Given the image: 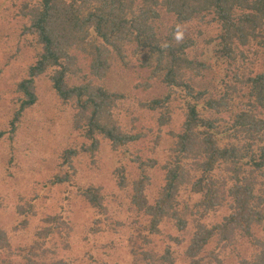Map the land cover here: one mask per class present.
<instances>
[{
    "label": "trees",
    "instance_id": "1",
    "mask_svg": "<svg viewBox=\"0 0 264 264\" xmlns=\"http://www.w3.org/2000/svg\"><path fill=\"white\" fill-rule=\"evenodd\" d=\"M12 2L14 15L23 21L20 35L33 49L34 61L26 77L16 83L11 116L0 129V139H15L25 111L38 101L36 80L43 77L59 102L72 110L71 128L84 141L65 148L54 174L41 183L42 190L59 186L61 198L58 212L42 218L32 242L12 249L9 232L0 227V264H67L59 257L57 243L61 239L63 250L68 248L70 206L79 199L95 212L92 232L103 231L102 223L117 233L122 226L134 247L139 237L148 245L153 236L163 234L166 225L177 232L167 235L169 242L161 254L152 246L131 253L139 263L174 264L172 245L183 242L188 264H225L220 247H232L237 236L255 250L237 264H264V0ZM164 13L173 16L172 24L165 25ZM207 15L218 25L221 56L239 64L240 70L222 90L195 82L208 66L190 54L195 39L181 28ZM253 46L254 54L263 52V68L258 72L246 69ZM131 57L149 71L150 79L166 88L163 95L137 100L132 110L123 108L125 93L103 83L116 63L127 65ZM81 59L87 60L84 65ZM139 109L154 112L158 128L172 121L175 109L182 115L179 130L170 133L161 164L131 149L145 134L124 125L120 114ZM103 143L115 153V185L127 193L129 209L139 216L125 225L109 223L106 201L110 194L79 180L74 165L80 152L93 155ZM158 165L162 184L150 201L149 170ZM38 198L18 202L19 221L14 229L29 226L37 215ZM220 208H226L222 219L206 222ZM254 226L262 237L253 232ZM182 231H188L184 240L178 234ZM212 241L218 251L208 248Z\"/></svg>",
    "mask_w": 264,
    "mask_h": 264
},
{
    "label": "rangeland",
    "instance_id": "2",
    "mask_svg": "<svg viewBox=\"0 0 264 264\" xmlns=\"http://www.w3.org/2000/svg\"><path fill=\"white\" fill-rule=\"evenodd\" d=\"M12 1L0 0V129L5 128L11 116L16 83L26 77L27 68L34 61L33 49L20 35L23 21L14 15L15 7ZM21 1L18 0V3ZM163 15L165 25L173 23V16L165 13ZM211 18L212 15H207L202 20L198 17L182 24L181 28L185 34L195 39L190 54L208 66L203 76L195 82L211 90H222L225 83L232 80L233 74L239 69V64L230 63L221 56L217 44L218 25L211 21ZM255 49L257 50L253 46L249 53L251 57L247 58L246 69L258 72L263 68V52L260 50L258 54H254ZM81 61L83 64L87 60ZM137 63L132 57L127 65L118 62L103 79V83L111 90L126 94L123 108L125 106L130 110L137 100L163 95L166 89L158 81L150 79L149 71L140 68ZM147 83L150 84L149 87H146ZM36 92L38 101L25 111L15 139L12 142L0 139V227L9 232L12 249L30 244L34 231L38 226H42V218L46 214L58 212L61 189L55 186L49 190H42L41 183L54 174L61 160L60 154L65 148L79 146L84 141L71 128L72 110L59 102L49 82L43 77L36 80ZM132 117L136 118L134 122ZM120 118L127 127L145 134L134 143L132 151L139 152L144 157L157 158L159 164L163 163L171 141L170 133L177 132L182 122V115L178 109H175L172 121L159 128L156 125V114L148 110L139 109L130 111V114L124 111ZM114 155L109 145L103 143L93 155L80 152L74 157V165L78 169L79 180L101 186L103 191L110 194L106 201L111 219L109 223L119 221L125 225L131 217L139 216L129 209L127 193L124 190L120 191L115 185L112 175L115 166ZM149 174L151 184L147 194L152 201L162 184V170L158 165L151 168ZM36 195H40L35 207L37 215L31 219L27 228L14 229L19 221L15 212L16 205L22 198ZM94 213L81 199L73 200L71 203L69 216L72 230L67 241L68 248L63 250L65 243L61 239L57 243L60 246L59 257L67 260V264H145L137 262V256L135 254L132 256L131 253L137 254L142 248L151 250L153 247L161 254L169 242L167 235L177 234L165 224L163 234L153 236L149 239L148 245L139 237L135 248L125 235L128 230L124 231L122 226L118 227L117 233L102 223L99 226L103 231L92 232L93 221L96 218ZM225 214L226 208L212 211L206 222L221 220ZM187 232L178 233L179 238L181 240L187 238ZM253 232L258 237L263 236L259 227L254 226ZM233 242L235 243L232 247H220L222 251L220 250L219 254L225 264H237L240 257L248 258L255 253L245 238L238 239L236 236ZM182 243L180 246L172 245L174 264L189 263L184 253L186 244ZM214 245L212 241L208 248L213 249ZM2 257L0 253V258Z\"/></svg>",
    "mask_w": 264,
    "mask_h": 264
}]
</instances>
